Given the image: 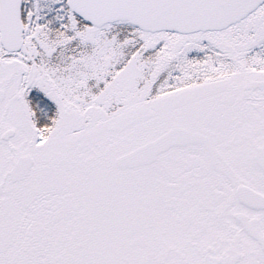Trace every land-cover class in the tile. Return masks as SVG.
I'll return each instance as SVG.
<instances>
[{
	"label": "snow or ice",
	"instance_id": "snow-or-ice-1",
	"mask_svg": "<svg viewBox=\"0 0 264 264\" xmlns=\"http://www.w3.org/2000/svg\"><path fill=\"white\" fill-rule=\"evenodd\" d=\"M0 264H264V0H0Z\"/></svg>",
	"mask_w": 264,
	"mask_h": 264
}]
</instances>
